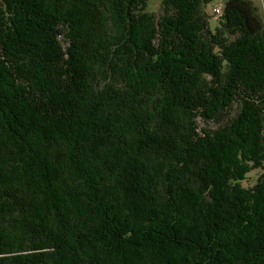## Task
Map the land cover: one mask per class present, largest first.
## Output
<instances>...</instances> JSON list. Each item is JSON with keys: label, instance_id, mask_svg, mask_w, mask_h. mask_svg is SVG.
<instances>
[{"label": "trees", "instance_id": "trees-1", "mask_svg": "<svg viewBox=\"0 0 264 264\" xmlns=\"http://www.w3.org/2000/svg\"><path fill=\"white\" fill-rule=\"evenodd\" d=\"M147 6L0 0V264H264V18Z\"/></svg>", "mask_w": 264, "mask_h": 264}, {"label": "rangeland", "instance_id": "rangeland-1", "mask_svg": "<svg viewBox=\"0 0 264 264\" xmlns=\"http://www.w3.org/2000/svg\"><path fill=\"white\" fill-rule=\"evenodd\" d=\"M252 1L258 7L259 13L264 18V0H252ZM211 7H212V4H208L206 6V10L210 15L211 20L215 23L217 21V16L211 12ZM147 10L148 11L152 10L155 13L161 12V0H148ZM212 21H210L211 22L210 24H212ZM198 124H199V127H207V126L214 125L211 121L205 122L202 119H198ZM259 172H260L259 170H254L250 172L248 174V177L242 181L243 185H249L250 183H252L255 180Z\"/></svg>", "mask_w": 264, "mask_h": 264}, {"label": "built area", "instance_id": "built-area-1", "mask_svg": "<svg viewBox=\"0 0 264 264\" xmlns=\"http://www.w3.org/2000/svg\"><path fill=\"white\" fill-rule=\"evenodd\" d=\"M211 12L218 16L222 12L221 4L220 3H214L211 7Z\"/></svg>", "mask_w": 264, "mask_h": 264}]
</instances>
